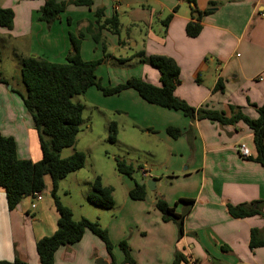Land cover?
Instances as JSON below:
<instances>
[{"label":"crops","instance_id":"0c3cea01","mask_svg":"<svg viewBox=\"0 0 264 264\" xmlns=\"http://www.w3.org/2000/svg\"><path fill=\"white\" fill-rule=\"evenodd\" d=\"M93 1L91 8L70 4L56 20L46 23L40 20L45 0H0V7L14 11L12 27H0V74L10 78L4 74L8 69L2 66V57L6 56L19 75L17 84H11L9 90L7 84L0 83V133L15 138L20 158L38 161L42 152L32 116L21 95L17 96L25 92L19 59L35 56L62 62L71 48L70 35L80 32L86 33L82 57L102 60L96 75L106 86L133 76L161 85L159 70L141 62L138 55H166L180 68L181 82L175 89L179 98L197 108L208 104L228 116L231 105L241 106L252 118L258 116L252 104H264V0ZM212 1L216 4L211 5ZM101 7L106 17L117 12L121 30L115 34L103 28L97 32V42L86 29L96 25L95 11ZM194 9L211 11L199 18ZM189 21L202 25L198 36L186 33ZM219 79L224 82V91L214 92ZM15 86L18 92H12ZM111 96H116L111 110L117 113L118 123L121 115L128 116L133 119V127L157 136V148L150 152L160 159L162 174L153 175L148 163L138 166L150 172V176H144L140 170L142 179L157 180L156 188L148 189L144 200L129 196L136 179L123 176L125 199L119 204L115 200L112 217L101 224L114 245L115 261H124L119 244L125 240L136 264H173L177 251L187 255L191 264H264V246L250 247L251 229H264V216L234 218L227 207L264 200V166L250 159L257 155L252 130L242 121L221 125L190 118L181 111L148 103L132 88ZM171 126L180 128L182 135L171 137L167 133ZM240 144L249 148V157L240 154ZM80 170L69 175L78 179ZM45 183L49 189L53 187L49 178L45 177ZM43 197L35 209L31 208L32 197L27 196L10 210L5 189L0 187V260L18 257L28 264H40L36 243L56 231L59 216L52 195L43 192ZM157 197H164L177 213L188 210L182 238L175 222L163 220L156 207ZM102 215L96 211L93 218L82 217L100 222ZM98 258L112 264L104 242L86 231L79 242L57 250L54 264H97Z\"/></svg>","mask_w":264,"mask_h":264},{"label":"trees","instance_id":"16d2710c","mask_svg":"<svg viewBox=\"0 0 264 264\" xmlns=\"http://www.w3.org/2000/svg\"><path fill=\"white\" fill-rule=\"evenodd\" d=\"M93 0H45L40 9V20L52 23L70 4L84 5L89 8ZM194 3L195 0H190ZM216 4L211 2V5ZM194 11H197L194 9ZM197 11L199 18L203 13ZM96 25H89L86 29L98 42L97 34L105 28L112 33L119 34L121 23L119 15L115 12L111 17H106L105 8L95 11ZM171 18V15L167 19ZM166 19V20H167ZM14 20V11L11 8L0 7V27L11 28ZM199 20V19H198ZM202 25L196 21H189L186 25V33L190 37L200 34ZM85 32L77 35L71 34V48L62 62H52L46 58L28 56L21 57V80L26 88V93H21L23 102L32 116L34 126L38 132L42 157L38 161L23 159L18 156L17 142L13 136H5L0 133V187L5 189L7 206L10 210L27 196L34 197L36 193H42L45 188V175L52 178L51 195L58 212L57 229L51 234L40 238L36 243V249L40 264H54L55 254L62 246L79 242L86 231L98 236L105 244L108 253L112 257V264H136L125 240L119 246L123 250L124 261L118 263L114 259V245L110 239L107 228L98 220H90L82 217L75 220L73 211L64 205L58 196V186L61 180L70 173L78 171L85 166L86 155L82 151H75L68 157H61L64 148L72 147L83 123L84 104L73 101L75 95L85 94L92 86L97 87L104 95L111 96L132 88L148 103L164 108L181 111L185 116L196 119H209L221 125H234L244 122L253 132L254 143L257 150L255 157H250L264 166V104L254 105L258 116L252 118L247 115L241 106L231 105V115L224 111L210 108L208 104L194 107L179 98L175 94L177 85L181 82L180 68L176 61L166 55L146 56L139 53L141 62H147L156 67L160 72L161 85H155L140 77H130L125 82L114 86H106L97 79L96 69L102 60H85L81 54L82 41ZM105 49V47H104ZM107 57V54L105 53ZM0 83L8 84L9 81L0 74ZM225 85L222 79L217 82L214 92L224 91ZM14 90V87H12ZM167 133L178 138L182 130L178 127H168ZM118 124L115 121L109 124V140H117ZM139 168V167H138ZM116 169L119 173L132 177L136 169L132 164L124 160H117ZM91 189L86 195L90 204L99 208L113 209L115 199L114 189L106 186L100 176H96L90 182ZM146 183L135 181V186L129 191V196L135 200H144L148 195ZM191 203L190 199H180ZM190 204V205H191ZM156 207L161 211L164 221H173L178 226V237L184 235L185 213H177L175 206H170L164 197H157ZM228 211L234 218H246L252 216H264V200H253L237 205L228 204ZM264 246V229L252 228L250 232V247L252 249ZM0 264H28V262L16 257L12 261L0 260ZM173 264H191L187 255L177 251Z\"/></svg>","mask_w":264,"mask_h":264},{"label":"rangeland","instance_id":"374dc122","mask_svg":"<svg viewBox=\"0 0 264 264\" xmlns=\"http://www.w3.org/2000/svg\"><path fill=\"white\" fill-rule=\"evenodd\" d=\"M2 66L8 69L4 74L10 75V78L7 79L9 83L5 85L6 90H9L11 84H17L19 75L16 69L11 64H8L6 56L2 57ZM107 66H103L102 69H105ZM21 84L25 92H18L16 90L17 86L12 90V92H18L17 96H20L21 93H26L25 85L23 82ZM94 89L92 87L85 94L73 97V101L84 104V120L77 135L76 143L72 147L64 148L61 152V157H68L75 151H82L86 155L85 166L80 170L78 179L74 174L63 179L58 186L57 193L61 202L72 209L75 220L81 219L83 215L93 218L96 211H100L104 213V216L102 215V219H100V223L105 224L112 217L111 210L90 204L87 199L83 200L86 198L84 197V192L90 191V182L97 175L102 178L104 185L115 187V200L119 204L122 203L126 196L123 185L126 181L123 176L126 179L130 178L119 173L116 169L118 159L124 160L134 166L136 171L133 177L137 181L142 180L138 166L145 163H148L147 166L153 175L161 176L162 174L159 171L161 170L159 167L160 159L150 152L157 148L156 145L159 142L157 136L145 134L142 130L133 127V119L128 118V116L121 115L120 123H118L117 113L111 110L112 102L116 101L114 100L116 96H106ZM111 120H115L118 124V134L115 142L109 140V124ZM45 177L52 181L49 174L45 175ZM85 181L88 182L85 183ZM51 188L49 189L45 183L44 194L51 195ZM149 193L150 195H155V192L150 191Z\"/></svg>","mask_w":264,"mask_h":264},{"label":"built area","instance_id":"2783aa9c","mask_svg":"<svg viewBox=\"0 0 264 264\" xmlns=\"http://www.w3.org/2000/svg\"><path fill=\"white\" fill-rule=\"evenodd\" d=\"M238 151L240 152V154L243 157H249L250 156L249 148L245 144H240L238 146ZM140 170L142 171V174L144 176H150V172L146 168L143 167ZM32 198H33V200H32V203H31V208L35 209L36 206H37V202L42 201L44 197H43L42 193H36L35 196L32 197Z\"/></svg>","mask_w":264,"mask_h":264},{"label":"water","instance_id":"95a60500","mask_svg":"<svg viewBox=\"0 0 264 264\" xmlns=\"http://www.w3.org/2000/svg\"><path fill=\"white\" fill-rule=\"evenodd\" d=\"M11 88V86H9V89ZM146 183V185L148 186V188L150 190H154L156 188V183H157V180L155 178H151V179H142L140 181V184H144ZM97 264H109L106 260L102 259V258H98L97 259Z\"/></svg>","mask_w":264,"mask_h":264}]
</instances>
